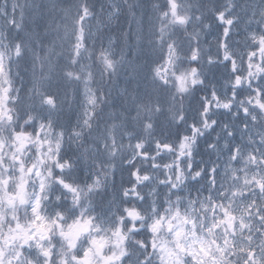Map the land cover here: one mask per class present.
I'll list each match as a JSON object with an SVG mask.
<instances>
[{
  "label": "snow or ice",
  "instance_id": "6c2138e0",
  "mask_svg": "<svg viewBox=\"0 0 264 264\" xmlns=\"http://www.w3.org/2000/svg\"><path fill=\"white\" fill-rule=\"evenodd\" d=\"M0 264H264V0H0Z\"/></svg>",
  "mask_w": 264,
  "mask_h": 264
}]
</instances>
